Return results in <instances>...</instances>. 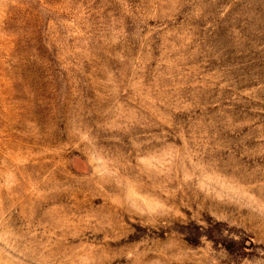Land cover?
I'll use <instances>...</instances> for the list:
<instances>
[{
	"label": "rangeland",
	"instance_id": "obj_1",
	"mask_svg": "<svg viewBox=\"0 0 264 264\" xmlns=\"http://www.w3.org/2000/svg\"><path fill=\"white\" fill-rule=\"evenodd\" d=\"M0 264H264V0H0Z\"/></svg>",
	"mask_w": 264,
	"mask_h": 264
}]
</instances>
